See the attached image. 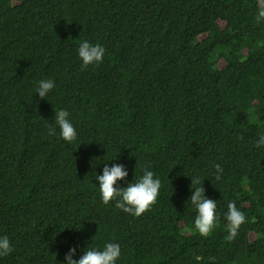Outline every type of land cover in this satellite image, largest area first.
<instances>
[{"label": "trees", "instance_id": "obj_1", "mask_svg": "<svg viewBox=\"0 0 264 264\" xmlns=\"http://www.w3.org/2000/svg\"><path fill=\"white\" fill-rule=\"evenodd\" d=\"M196 5L197 0H0V237L7 236L13 248L0 255V264H66L69 248L60 240L70 239L81 250L118 243L116 264H264V146H256L264 136V77L252 88L257 71L238 62L234 81L225 72L216 80L206 73L216 70L219 58L232 62L222 47L233 53L246 37L264 39V20H256L259 0H219L214 12ZM84 40L102 46L105 55L82 69L78 47ZM43 79H52L54 88L41 99L36 90ZM133 83L142 90L150 84V97L166 92L161 98L175 105L196 97L200 107L158 117L159 127L149 131L154 102L124 115L114 109L115 102L130 103ZM213 87H224L226 98L235 93L224 110L203 99ZM61 108L69 112L75 141L103 132L117 147L115 161L129 169L158 177L178 166L195 168L216 214L234 202L245 215L235 239L225 240L222 216L210 235L201 236L185 198L181 203L189 213L166 216L175 213L183 186L160 192L153 210L139 217L101 204L89 220L97 204L89 189L50 200V188L38 182V130L44 125L38 113L56 128L50 153L57 173L47 177L58 186L75 143L64 141L55 125ZM166 137L178 150L167 151ZM217 164L223 169L218 180ZM42 223L66 233L38 239Z\"/></svg>", "mask_w": 264, "mask_h": 264}, {"label": "clouds", "instance_id": "obj_2", "mask_svg": "<svg viewBox=\"0 0 264 264\" xmlns=\"http://www.w3.org/2000/svg\"><path fill=\"white\" fill-rule=\"evenodd\" d=\"M193 1V0H191ZM219 0H197L196 7H202L214 12L215 4ZM257 22L264 20V0H259V7L256 16ZM221 30H224V24L217 22ZM207 37V34L200 35L199 40ZM225 54L232 59L230 64H227L223 58H219L216 62L215 71L206 72L210 75L211 80H216L225 72V79L234 81L236 74V62L253 68L258 73V79L253 87H258L262 84L264 77V39L255 36H249L243 39L234 48L233 53L222 47ZM105 55V49L99 44H90L87 40L82 41L78 47V56L82 61V69L93 64L102 62ZM133 93L130 94L129 104L115 102L114 109L118 115H124L130 111H140L147 107L150 102L153 103L155 117L149 123L150 130L157 129L159 123L156 120L158 117L165 120L172 112L195 111L200 107V100L196 97H191L189 100L180 105H175L162 99V95L166 92H161L155 97L149 96L150 84L142 90L137 84ZM226 86H232L227 84ZM224 86V87H226ZM224 87H213L203 94V99L214 102V105L220 106L224 110L228 106V98L235 93H228L227 98L222 94L221 90ZM54 88L52 79H43L38 82L36 94L43 99ZM123 89V87H120ZM121 96V93L118 94ZM226 99L227 104L223 102ZM44 125L38 130V182H44L51 190L50 200L58 199L63 196L67 190L76 191L81 189H89L97 198V204L94 212L89 220L97 215L101 204H111L118 210L127 215L136 217L143 216L153 210L154 205L158 201L160 192L163 190L183 186L184 191L178 197V205L174 208L175 213H169L166 216L170 220L180 215L189 213L182 205L181 200L185 198L186 203L195 211L194 228L204 237L210 235L216 222L222 216L223 225L227 224L228 235L226 241H233L238 234V230L245 223L246 217L243 212L237 208L234 202H229L227 208L216 214L217 204L209 199L205 193L204 187L198 178V173L195 168L190 166H178L172 171L164 170L158 177L150 170L143 172L129 169L122 162L115 161L118 157V151L115 143L103 132H99L86 141H75L77 137L76 129L74 128L69 118V112L60 109L54 114L55 125L59 127L60 137L71 143L75 141L72 152L73 161L64 171V177L61 183L56 186L53 181L49 180L47 174L49 172L57 173L54 159L50 153L53 145V135L56 134V128L50 125L46 116L38 113ZM106 127V125H105ZM99 140L100 142H95ZM167 143V151L178 150L172 145V140L169 137L164 138ZM257 147L264 146V136H260L256 143ZM217 176L220 179L222 167L217 164L215 166ZM201 185V186H199ZM177 213V214H176ZM54 229L55 232L50 231ZM54 233H59L61 236L66 233L64 227L55 224L42 223L38 227V239H47ZM69 248L65 256L66 264H116L117 259L121 255V248L118 243H106L102 250L87 249L81 250L83 245H78V241L60 240ZM81 250V251H80ZM13 251L9 238L7 236L0 237V255H8ZM84 252L79 259H73L75 252Z\"/></svg>", "mask_w": 264, "mask_h": 264}]
</instances>
